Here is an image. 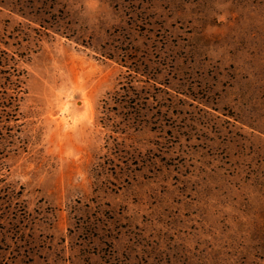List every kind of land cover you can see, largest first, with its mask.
<instances>
[{"label":"rangeland","instance_id":"374dc122","mask_svg":"<svg viewBox=\"0 0 264 264\" xmlns=\"http://www.w3.org/2000/svg\"><path fill=\"white\" fill-rule=\"evenodd\" d=\"M0 264H264V0H0Z\"/></svg>","mask_w":264,"mask_h":264}]
</instances>
